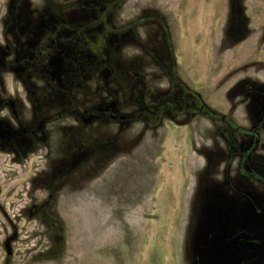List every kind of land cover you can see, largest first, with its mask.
Segmentation results:
<instances>
[{
    "label": "rangeland",
    "instance_id": "rangeland-1",
    "mask_svg": "<svg viewBox=\"0 0 264 264\" xmlns=\"http://www.w3.org/2000/svg\"><path fill=\"white\" fill-rule=\"evenodd\" d=\"M124 1L162 22L103 88L145 116L56 133L42 178L0 151V264H264V0Z\"/></svg>",
    "mask_w": 264,
    "mask_h": 264
},
{
    "label": "flooded vegetation",
    "instance_id": "flooded-vegetation-1",
    "mask_svg": "<svg viewBox=\"0 0 264 264\" xmlns=\"http://www.w3.org/2000/svg\"><path fill=\"white\" fill-rule=\"evenodd\" d=\"M124 5V0H4L0 151L17 166H40L33 178H42L47 170L49 151L57 147L53 135L61 130L144 118L141 110L123 112L124 105L111 101L103 88L110 80L121 81L116 71L124 59L118 52L120 40L142 25L162 22L141 13L126 20ZM140 79L133 81L140 84ZM89 89L96 94L94 103ZM43 188L41 180L36 189Z\"/></svg>",
    "mask_w": 264,
    "mask_h": 264
}]
</instances>
